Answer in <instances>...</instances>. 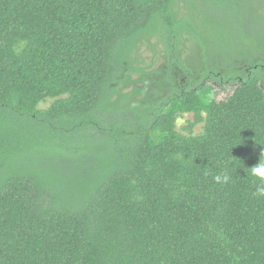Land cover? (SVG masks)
<instances>
[{"label":"trees","instance_id":"16d2710c","mask_svg":"<svg viewBox=\"0 0 264 264\" xmlns=\"http://www.w3.org/2000/svg\"><path fill=\"white\" fill-rule=\"evenodd\" d=\"M197 1L0 0V264H264V0Z\"/></svg>","mask_w":264,"mask_h":264},{"label":"rangeland","instance_id":"374dc122","mask_svg":"<svg viewBox=\"0 0 264 264\" xmlns=\"http://www.w3.org/2000/svg\"><path fill=\"white\" fill-rule=\"evenodd\" d=\"M198 1L195 0V3ZM180 8L186 10L184 4L180 1L179 2ZM192 14H194L193 11H191ZM140 57L143 58V67L146 69V71L142 75L132 74L133 82L129 85L125 86L123 89L124 91H131L133 92L132 98L135 101H138L141 104H144L145 99H148V97H151V101L153 100V90L157 88H161V93H165L169 90V84L161 83V72L159 71V66L164 63V53L161 46L157 47H147L141 46L140 48ZM202 50L201 47L196 44V40L184 38V43L181 46V52H180V58L184 60L186 63L189 62V65L194 71L198 72L201 65H203V62L205 61L204 58L202 59ZM174 68V67H173ZM177 69H179L176 66ZM155 70V72H152ZM181 73V71H180ZM180 81L185 82V74L181 73ZM166 87V89H165ZM134 89V90H133ZM215 98L220 99L223 98V96L226 93V89L224 90H217ZM162 95V94H161ZM49 101H45L41 103L42 107H47L49 105ZM188 120H192L191 114H185L181 118H179L176 121L177 129H181L182 126H184ZM202 130V126L196 125L193 128L194 133H199Z\"/></svg>","mask_w":264,"mask_h":264},{"label":"clouds","instance_id":"9594fccd","mask_svg":"<svg viewBox=\"0 0 264 264\" xmlns=\"http://www.w3.org/2000/svg\"><path fill=\"white\" fill-rule=\"evenodd\" d=\"M22 43L23 42H21V46ZM15 50L18 52L19 48H16ZM250 173L251 175L258 177L261 181H264V151L261 152L258 162L250 167ZM229 178L230 177L226 174L216 175L214 177L217 182H226L229 180ZM254 195L264 196V183L257 185Z\"/></svg>","mask_w":264,"mask_h":264}]
</instances>
